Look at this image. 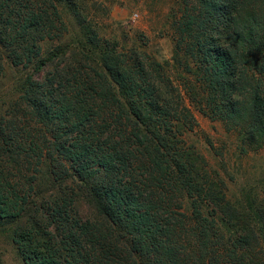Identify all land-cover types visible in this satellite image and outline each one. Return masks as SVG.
Here are the masks:
<instances>
[{"label":"trees","instance_id":"16d2710c","mask_svg":"<svg viewBox=\"0 0 264 264\" xmlns=\"http://www.w3.org/2000/svg\"><path fill=\"white\" fill-rule=\"evenodd\" d=\"M182 1L176 54L226 128L262 146L264 0ZM61 3L79 14L0 0V73L6 59L25 75L0 114V240L23 264H264V204L235 208L186 148L196 123L166 68L91 39L44 50L68 32Z\"/></svg>","mask_w":264,"mask_h":264},{"label":"rangeland","instance_id":"374dc122","mask_svg":"<svg viewBox=\"0 0 264 264\" xmlns=\"http://www.w3.org/2000/svg\"><path fill=\"white\" fill-rule=\"evenodd\" d=\"M76 5L78 15L65 3L59 4L68 32L60 43L42 44L43 49L82 48L91 39L98 43L96 47L137 52L164 66L196 123L182 136L186 148L194 149L211 175L222 180L226 199L253 218L251 209L264 204V144L244 145L236 130L226 128L206 101L207 90L198 79L197 67L186 60L184 52L176 54L177 28L187 21V4L182 0H77ZM8 64L5 59L0 73V114L6 117L11 114L10 103L18 100V81L25 76ZM73 206L78 217L91 218L83 203ZM0 264H23L3 239Z\"/></svg>","mask_w":264,"mask_h":264}]
</instances>
